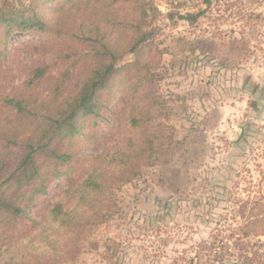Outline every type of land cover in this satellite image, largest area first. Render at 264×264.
I'll return each instance as SVG.
<instances>
[{
    "label": "rangeland",
    "instance_id": "rangeland-1",
    "mask_svg": "<svg viewBox=\"0 0 264 264\" xmlns=\"http://www.w3.org/2000/svg\"><path fill=\"white\" fill-rule=\"evenodd\" d=\"M6 1L18 8L31 0L0 5ZM208 1L143 0L150 16L146 29L156 32L148 53L152 75L145 67L122 71L135 59L126 53L113 86L98 95L99 116L82 119V134L70 144L74 158L56 167L73 183L82 179L92 167L84 155L122 145L130 104L140 98L154 119L149 127L182 144L172 149L171 140L163 139L173 153L153 166L143 163L140 176L117 183L108 195L112 217L51 264H264V235L241 232L242 211L248 216L250 209L264 210V0ZM103 12L109 10L91 7L78 15L62 38L10 36L7 57L0 59V98L32 103L18 115L0 99V160L11 161L45 129L46 118L77 94L95 68L90 43L78 35ZM187 14L201 15L190 24L180 18ZM39 66H48L47 74L27 86ZM142 78L148 79L145 89L134 95L130 88ZM65 183L51 177L32 215L41 218ZM10 228L22 234L28 223L18 217Z\"/></svg>",
    "mask_w": 264,
    "mask_h": 264
},
{
    "label": "trees",
    "instance_id": "trees-1",
    "mask_svg": "<svg viewBox=\"0 0 264 264\" xmlns=\"http://www.w3.org/2000/svg\"><path fill=\"white\" fill-rule=\"evenodd\" d=\"M3 3L0 5V59H6L9 39L14 32L62 38L67 34L69 22H75L78 15H85L91 7L109 10V13L103 12L99 20L93 18L78 35L80 40L90 43L95 68L77 94L46 118L45 129L39 128L11 161L8 162L7 157L0 160V264H51L67 250L69 252L80 236H88L95 225L112 217V199L108 195L117 183L140 176L143 163L153 166L173 153L165 150L163 139L171 140L172 149L182 142L174 143L172 138L149 127L154 119L150 118L148 104L139 103L143 99L140 98L130 104L129 132L122 145L98 156L86 157L84 152L92 167L73 183L67 171H59L56 166L74 158L70 144L82 134V119L99 116L98 95L113 86L114 77L121 72L117 62L131 53L135 59L122 71L139 73V69L145 67L152 75L150 69L154 64L148 53L156 32L155 28L146 29L150 19L148 9L143 0H31L30 4L22 3L18 8L7 1ZM200 15L187 14L180 18L192 24ZM101 23L106 28H101ZM48 70V66L33 69L26 85L42 79ZM147 82L148 79L142 78L130 89H134L136 95L139 89H145ZM0 99L18 115H25L32 103L15 96ZM64 142L70 146L68 149L61 148ZM51 177L64 179L65 186L51 207L37 218L32 215V204L47 193V181ZM241 216L245 217L241 228L244 236L264 235V210L250 209L248 216L242 211ZM18 217L24 218L28 228L16 235L10 227ZM74 247L77 246L74 245L73 250Z\"/></svg>",
    "mask_w": 264,
    "mask_h": 264
}]
</instances>
